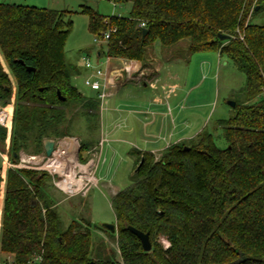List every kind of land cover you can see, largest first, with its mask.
<instances>
[{
    "label": "trees",
    "instance_id": "trees-1",
    "mask_svg": "<svg viewBox=\"0 0 264 264\" xmlns=\"http://www.w3.org/2000/svg\"><path fill=\"white\" fill-rule=\"evenodd\" d=\"M116 1L132 2L129 17L83 7L91 33L116 29L102 54L145 61L156 44L172 47L188 40L191 53L227 55L246 75L234 114L218 122L227 146H217L214 133L204 129L158 159L134 152L135 180L112 198L117 233L105 229L123 262L107 245L95 250L88 221L73 219L63 227L48 190L50 173L6 167L4 187L0 175V257L12 255L18 264H231L242 251L248 260L241 264H264V25L250 20L261 9L260 0ZM70 15L0 3V104L11 103L6 125L0 126V147L8 149L11 162L19 161L20 152L42 154L45 139L73 137L62 126L64 106L80 104L87 119L99 120L97 98L72 82L79 69L66 59ZM128 226L150 234V251ZM38 256L41 261L34 262Z\"/></svg>",
    "mask_w": 264,
    "mask_h": 264
},
{
    "label": "rangeland",
    "instance_id": "rangeland-1",
    "mask_svg": "<svg viewBox=\"0 0 264 264\" xmlns=\"http://www.w3.org/2000/svg\"><path fill=\"white\" fill-rule=\"evenodd\" d=\"M46 2L47 3L33 0H0V3L21 4L45 7L59 11H70V18L73 21V28L67 39L65 51L67 62L70 65L75 66L77 69H81L82 58L84 55H89L95 62L97 60V52L101 51V48L102 51L105 52V44H103L101 47L99 42L96 43V35L91 33L89 30V20L87 15L83 13V7H91L101 15L107 17H129L132 10L131 1L117 2L116 0H46ZM260 6L261 9L255 11L250 17L252 24L264 25V0H260ZM188 44V40H182L180 43L172 47H162L160 44H156L154 47L156 48L157 46H160L162 49V58L164 60H166V58L170 59L169 62H167V64H170L168 71L169 73H173V82L181 84L180 90H188L190 86L196 84L189 99L191 102L193 99H197L200 101V103H205L203 106L210 102L208 107L205 106V108L203 107L201 109L206 111V108H208V111H210V117L207 121V128L214 133L217 146L224 148L227 146V143L223 138L221 130L217 128L219 122L218 120L227 119L234 114V108L229 104V102L243 98L246 85V75L238 70L234 62L227 55H221L219 52L214 51L191 53L188 49ZM151 49L153 48L149 49L148 55H150ZM203 55H208L211 58V62L208 63L204 61L201 57ZM5 67L8 70L6 63ZM147 75L148 73L143 75V77H148ZM72 82L86 96L90 94L92 95L95 92L91 90L92 92L89 93V90L84 86L80 72L73 77ZM262 97H264V95ZM90 98L95 97L93 96ZM90 107L93 106L91 105ZM7 108L10 112L11 103ZM63 109L65 111L66 119L62 126L65 125L66 128L70 130V134L73 135V137L79 139L80 144L85 146V149L81 152L82 159L80 161L84 164L87 158H91L92 154L95 155V145L98 141V122L96 123L95 121H91V119H87V117L84 115L85 110L80 104L64 106ZM126 146L130 149L132 148L131 154L134 155L136 150H133L131 145ZM88 150H90V153H88ZM0 152L4 153L7 158L9 157L10 161L8 149L1 146ZM21 153L22 152H20V154ZM44 154L45 152L43 151L42 154L37 155ZM39 166H42V164ZM69 167L71 168V166H68V168ZM94 169L95 165L89 168L88 172L84 173V175L86 177H91V175L94 173ZM4 171L5 163L3 157L0 155V173L3 178V187L5 186ZM120 176L121 174L119 175V178ZM121 179H124L122 183H120ZM121 179L115 181V183L119 184L120 186L119 190L126 188L132 182H134V170L127 178L122 177ZM58 181V176L53 177L51 175L48 179V190L57 202V209L60 213L63 227H67L73 219H78L83 223L88 221L92 227V236L95 250L96 246L98 247V245L101 243L107 245L109 250L114 251L115 258L119 262H123L116 244V240H114V238H112L104 228V225L106 224L117 225L115 212L112 207V198L114 195L112 196L110 191H108L106 188L95 186L94 183L89 182L88 179H84L82 185L80 184L79 188L78 184L73 186L75 189H80L83 186L84 188L81 192H76L73 190L71 192L65 193L56 186V182ZM74 183L77 182L75 181ZM88 188H90V190L86 193ZM0 205L1 207L3 205V194L1 195ZM1 232L2 210L0 211V239ZM161 241L165 248L169 246V242L165 238H162ZM93 255L95 256V252H93Z\"/></svg>",
    "mask_w": 264,
    "mask_h": 264
},
{
    "label": "crops",
    "instance_id": "crops-1",
    "mask_svg": "<svg viewBox=\"0 0 264 264\" xmlns=\"http://www.w3.org/2000/svg\"><path fill=\"white\" fill-rule=\"evenodd\" d=\"M33 1L47 3L46 0ZM150 51L145 61L112 58L109 63H105L104 53L97 52L95 62L103 63L110 84L109 96L103 103L98 98L99 91L85 85L91 71L85 68L83 60L79 69L89 93L96 92L87 97L94 96L99 101L98 141L95 155L89 160L95 163L97 187L106 188L112 196L120 189L115 181L127 178L134 170L135 156L126 145L159 156L171 145L192 140L208 129L210 111L201 108L208 107L210 102L204 106L205 103L197 99L191 102L196 84L188 90H180L181 84L173 82V73L168 71L170 59L164 60L161 56V47ZM201 57L211 62L208 55ZM147 73L148 77H143ZM6 167L5 163L4 172ZM123 181L121 179L120 183Z\"/></svg>",
    "mask_w": 264,
    "mask_h": 264
},
{
    "label": "built area",
    "instance_id": "built-area-1",
    "mask_svg": "<svg viewBox=\"0 0 264 264\" xmlns=\"http://www.w3.org/2000/svg\"><path fill=\"white\" fill-rule=\"evenodd\" d=\"M106 23H109V19L105 20ZM141 27H145V23H141ZM115 28H110L106 32H104L102 35H96L95 36V42L100 43V45L106 44L110 38V34L114 32ZM112 57L106 56L105 57V63H109L111 61ZM84 62V66L86 69L90 70L91 73L89 76L85 79V85L89 87L92 90L99 91L98 98L103 103L109 96V87L110 84L107 80V72L105 68H103V63H97L94 62L89 55H84L82 58ZM10 116V112L7 107H3L0 105V126H5L6 122ZM75 144L77 147H75ZM69 150V154L76 158V164L72 167V170L74 172V180L77 183H73V185L70 187V189H66L63 186L60 185L62 180L66 179V176H62L59 172L55 171L53 167L47 166L48 162L56 157V154L60 151V149L63 146H66ZM67 150V149H66ZM2 157L4 158V161L6 163L7 167L13 168V169H34V170H43L47 171L52 175L53 177L58 176L59 181L56 182V186L60 188L65 193L76 191L81 192L83 190V186L80 189H75L73 186L75 184H78V188L80 187V184L82 185L84 179H88L89 182H93L95 186H98V180L95 177V174L93 173L91 177H86L84 173L88 172V169L91 168L94 165L93 160H88L84 164L81 163L80 155H81V144L79 139L75 137H63L55 139V150L51 157H46V155H31L26 154L25 152H22L19 155V161L18 162H11L8 160L6 156H4L3 153L0 152ZM65 163L67 158V154L64 155ZM158 159V156L156 157ZM64 163V164H65ZM42 164V166H39ZM80 173V174H79ZM83 173V175H82ZM1 175V173H0ZM79 178V179H77ZM91 188V187H90ZM88 188L86 190V193L90 190ZM41 261V257L38 256L35 258L34 262ZM0 264H18L14 261L12 255L5 256L4 258L0 257ZM31 264V263H29Z\"/></svg>",
    "mask_w": 264,
    "mask_h": 264
},
{
    "label": "water",
    "instance_id": "water-1",
    "mask_svg": "<svg viewBox=\"0 0 264 264\" xmlns=\"http://www.w3.org/2000/svg\"><path fill=\"white\" fill-rule=\"evenodd\" d=\"M258 8L259 7H257L256 10H258ZM147 33H148V29L144 28L143 29V35H146ZM218 37L221 40H225V39L229 38L228 35H224V34H219ZM29 70H33V69L29 68ZM58 96L60 97L61 100H65V98L61 96L60 92H58ZM229 104L233 108L236 106V102L235 101H230ZM43 146H44V152H45L46 157H51L53 152H54V150H55V139H52V138L45 139L43 141ZM187 149H189V148L187 147ZM142 162H143V159L141 160V162L138 165V167L136 168V170H138V168L140 167ZM33 205H35V203H33ZM104 228L110 230L111 232H115L116 225L115 224L114 225L113 224L112 225L111 224H106V225H104ZM128 229L134 235H136L138 237V239L141 241L144 251L148 252V251H150L152 249V243H151V240H150V234L148 232H143L141 230L136 229L133 226H128ZM238 253H239L238 259L233 261L231 264H241V263H243V262L248 260V257L245 256V254L242 251H239Z\"/></svg>",
    "mask_w": 264,
    "mask_h": 264
},
{
    "label": "bare ground",
    "instance_id": "bare-ground-1",
    "mask_svg": "<svg viewBox=\"0 0 264 264\" xmlns=\"http://www.w3.org/2000/svg\"><path fill=\"white\" fill-rule=\"evenodd\" d=\"M75 147H77L76 144ZM65 154H67V158H68V160H66L67 165L65 163V159H63ZM75 164H76V158L69 154V150L66 145L60 149V151L56 154L55 158H53L48 162L47 166L53 167L54 170L59 172L62 176H66V179L62 180L60 185L66 189H70V187L75 182L74 172L72 170V167ZM68 166H72V167L68 168Z\"/></svg>",
    "mask_w": 264,
    "mask_h": 264
},
{
    "label": "flooded vegetation",
    "instance_id": "flooded-vegetation-1",
    "mask_svg": "<svg viewBox=\"0 0 264 264\" xmlns=\"http://www.w3.org/2000/svg\"><path fill=\"white\" fill-rule=\"evenodd\" d=\"M106 229V228H105ZM107 231H109L110 233L116 234L117 233V225H116V230L115 232H111L110 230L106 229Z\"/></svg>",
    "mask_w": 264,
    "mask_h": 264
}]
</instances>
